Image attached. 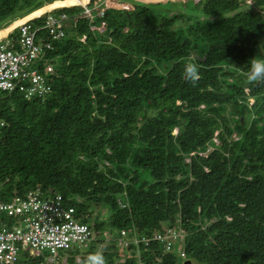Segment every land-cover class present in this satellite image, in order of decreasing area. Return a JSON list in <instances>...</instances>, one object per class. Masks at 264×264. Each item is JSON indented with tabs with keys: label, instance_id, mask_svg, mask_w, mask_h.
Listing matches in <instances>:
<instances>
[{
	"label": "trees",
	"instance_id": "16d2710c",
	"mask_svg": "<svg viewBox=\"0 0 264 264\" xmlns=\"http://www.w3.org/2000/svg\"><path fill=\"white\" fill-rule=\"evenodd\" d=\"M50 1L0 0V26ZM187 2L110 8L102 34L73 19L81 6L55 9L67 19L48 95L0 96V200L60 194L93 235L65 264L97 251L106 264H264V83L235 67L264 53V0ZM163 229L184 237L129 245ZM104 232L116 238L101 251Z\"/></svg>",
	"mask_w": 264,
	"mask_h": 264
},
{
	"label": "built area",
	"instance_id": "2783aa9c",
	"mask_svg": "<svg viewBox=\"0 0 264 264\" xmlns=\"http://www.w3.org/2000/svg\"><path fill=\"white\" fill-rule=\"evenodd\" d=\"M150 1L160 0H82L77 5L83 10L73 19L84 18L91 24L90 30L103 33L106 10L119 6L133 10ZM37 17L23 21L0 38V96L19 92L29 100L45 98L50 91L47 82L54 75V62L47 55L54 51L51 42L64 36L63 23L67 16H55L49 11L43 25L33 26L31 20ZM41 30L46 32L43 38L38 37ZM80 40L85 41V37ZM6 126L0 118V136ZM75 212L74 208L64 206L60 194L42 192L40 188L21 197L0 200V264H20L26 257L38 258L42 253H49L51 262L58 252L85 247L93 235L86 224L77 220ZM183 235L182 230L168 231L156 233L151 239L163 243L169 251L172 242H181ZM147 244L149 240L145 239Z\"/></svg>",
	"mask_w": 264,
	"mask_h": 264
},
{
	"label": "clouds",
	"instance_id": "9594fccd",
	"mask_svg": "<svg viewBox=\"0 0 264 264\" xmlns=\"http://www.w3.org/2000/svg\"><path fill=\"white\" fill-rule=\"evenodd\" d=\"M78 1L81 2L82 0H78ZM168 1L169 0H167V1L160 0V1H157L155 3L168 2ZM199 1L200 0H194L195 3L199 2ZM169 2H173V3L178 2L179 3V2H186V1L182 0V1H169ZM149 4H154V3L141 4V5H149ZM75 5H77V4H75ZM115 8H120V6L119 7H115ZM121 9H123V8H121ZM124 10H128V9H124ZM100 34H102V33H100ZM235 67L243 75V77L247 80L248 83H250V84H252V83H264V53L258 52V55L254 56L253 58L248 60L244 65H242L240 67H237V66H235ZM185 75H186V78L190 82L195 83V81L199 79L197 66L195 64H193V63H187L186 67H185ZM36 188H39V187H36ZM165 228H167V227H165ZM122 231L125 232L124 235L121 234ZM168 231L175 232L174 230H171V229H163V230H160V231H157V232H153L149 236H140V237L134 238L132 240L130 239L129 240V245L130 246H139V244H141V243L145 245V239H148L149 243L153 242V240L151 238H152V236L154 234H156V233H166ZM119 233L121 235L120 239L116 240V243H118V246H119V243L121 242V237H124V236L127 235V232L125 231V229H121L119 231ZM107 237H108V234H107ZM107 237H106V239H107ZM183 237H184V235H183ZM107 241L109 242L110 240L107 239ZM89 243L90 242H88L85 247H82L80 249L77 248V247H74V249H76L78 251H82L83 249L87 250V248H89V246H90ZM73 250H71V251H73ZM71 251H68V252H71ZM68 252H58V254L59 253H68ZM181 253L183 254V256L181 255ZM176 255L178 257H180V258L184 257V253L182 251L177 252ZM76 257H77L76 260L80 259L79 256H76ZM49 259H51V257H49ZM49 259H48V262H49ZM59 260H61V263H63V264L66 263V258L65 259L64 258L59 259V255H57V257L53 258V260L51 262H49V264H58ZM84 264H106V261H105V257L103 256V254L101 252L97 251V252H94V253H90L86 257V260L84 261ZM185 264H190V262L186 261Z\"/></svg>",
	"mask_w": 264,
	"mask_h": 264
},
{
	"label": "rangeland",
	"instance_id": "374dc122",
	"mask_svg": "<svg viewBox=\"0 0 264 264\" xmlns=\"http://www.w3.org/2000/svg\"><path fill=\"white\" fill-rule=\"evenodd\" d=\"M61 1H64V3H62ZM164 1H166V0H164ZM183 1H188L187 5L184 6V7H186V10H188V11H185V12H191L190 9H192V4L195 3L194 0H183ZM237 1H241V0H237ZM78 2H79L78 0L77 1L76 0H51L50 2L45 3L43 6L37 8V9H34L33 11L29 12L28 14L20 17L18 20L14 21V22L13 21H9L8 23L6 22L3 25H1L2 28L0 30V38L2 36H5L6 32L10 33L11 31H13L15 29V27H17L19 24H21L23 21H25L28 18L30 19V18H33V17H37L39 15H44V14H47V12H49V11L53 12L55 9H58L59 7H67V6L75 5ZM155 2H157V1H150L149 3H155ZM245 4L247 6H244L242 4L244 7L241 5L240 9L249 11L251 9L250 7H248L250 5V3L246 2ZM181 7H183V6H181ZM163 8L164 9L170 8L169 10H171V9L179 10V6H175L173 8L170 4H164V5H160V6H155L154 7V11L157 12L159 10H163ZM45 11H47V12L44 13ZM11 22H13V23H11ZM94 24L97 25V19L96 18H95ZM7 25H9V26H7ZM5 28H6V31H5ZM9 29H11V30L9 31ZM175 131H176V129H175ZM209 150H211V149H209ZM202 154H205V153H202ZM188 161H189V159H186V162H188ZM106 237H107V232H104L103 233V237L100 239V241L96 242L95 247L97 248L99 246L101 251L107 249V247L110 246L109 242L107 241V239L108 240H115L116 235L113 234L112 237L108 236L107 239H106ZM75 247H77V246H75ZM58 255H59V259H61V258L65 259L66 257H68V255L66 253H59ZM49 257H50L49 253H42L41 257H40V260L44 264H49V262H48ZM185 262H186L185 260H182V261L179 262V264H185Z\"/></svg>",
	"mask_w": 264,
	"mask_h": 264
},
{
	"label": "bare ground",
	"instance_id": "6f19581e",
	"mask_svg": "<svg viewBox=\"0 0 264 264\" xmlns=\"http://www.w3.org/2000/svg\"><path fill=\"white\" fill-rule=\"evenodd\" d=\"M29 19V18H28ZM28 19H26V20H28ZM23 23V22H22ZM20 25V24H19ZM41 31H43V30H41ZM11 33V32H10ZM9 34V33H8ZM38 37H39V35H38ZM41 38V37H40Z\"/></svg>",
	"mask_w": 264,
	"mask_h": 264
},
{
	"label": "crops",
	"instance_id": "0c3cea01",
	"mask_svg": "<svg viewBox=\"0 0 264 264\" xmlns=\"http://www.w3.org/2000/svg\"><path fill=\"white\" fill-rule=\"evenodd\" d=\"M6 36V35H5ZM2 37H4V36H2Z\"/></svg>",
	"mask_w": 264,
	"mask_h": 264
}]
</instances>
